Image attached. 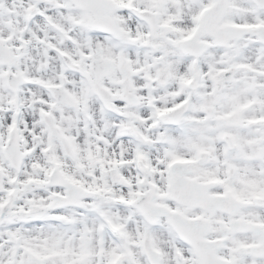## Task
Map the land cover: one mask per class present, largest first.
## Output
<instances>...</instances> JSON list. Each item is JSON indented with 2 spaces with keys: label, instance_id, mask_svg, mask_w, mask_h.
Returning a JSON list of instances; mask_svg holds the SVG:
<instances>
[{
  "label": "snow or ice",
  "instance_id": "6c2138e0",
  "mask_svg": "<svg viewBox=\"0 0 264 264\" xmlns=\"http://www.w3.org/2000/svg\"><path fill=\"white\" fill-rule=\"evenodd\" d=\"M0 264H264V0H0Z\"/></svg>",
  "mask_w": 264,
  "mask_h": 264
}]
</instances>
